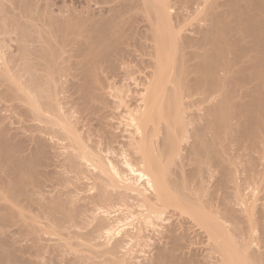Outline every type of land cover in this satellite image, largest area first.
<instances>
[{"label": "bare ground", "instance_id": "obj_1", "mask_svg": "<svg viewBox=\"0 0 264 264\" xmlns=\"http://www.w3.org/2000/svg\"><path fill=\"white\" fill-rule=\"evenodd\" d=\"M50 2L0 0V264H264V0Z\"/></svg>", "mask_w": 264, "mask_h": 264}, {"label": "rangeland", "instance_id": "obj_2", "mask_svg": "<svg viewBox=\"0 0 264 264\" xmlns=\"http://www.w3.org/2000/svg\"><path fill=\"white\" fill-rule=\"evenodd\" d=\"M51 1H53V2H50V5H51V6L48 4L49 6H47V7H51L50 9H51L52 11H54V12H55L56 10H58V11H62V10H65V9H67L68 11L71 10V12H72V10H73V12H74V11H78V12L80 11V12H82V11H84L85 9H88V8H86V7H87V4L90 5V7H89V10H90V9L93 7V5H102V4H103V6H101V7H104V6L106 7V4H105V3L108 2V1L105 2V0H104L103 3L101 4L102 0H99V1H97V2H96V0H95V3H93L94 1L92 0L91 3H87L89 0H88V1L85 0V2L87 3V4H86V3H84L83 0H80V1H79V0H65V1H64V0H58V1H57V0H51ZM80 2H82L81 4L84 3V6H86V7L84 8V6H82V5L80 4ZM89 2H90V1H89ZM99 2H100V4H99ZM6 3L9 4V2H6ZM51 3H52V4H51ZM77 3H78V4H77ZM92 3H93V4H92ZM96 3H97V4H96ZM76 4H77V5H76ZM104 4H105V5H104ZM52 5H54V6H52ZM91 5H92V7H91ZM107 5H108V4H107ZM61 6H62V7H61ZM70 7H71V8H70ZM81 7L84 8V9L82 10ZM98 7H100V6H98ZM98 7H97V8H98ZM101 7H100V8H101ZM94 8H96V6H94L91 10H93ZM100 8H99V9H100ZM69 9H70V10H69ZM77 9H78V10H77ZM95 10H96V9H95ZM95 10H94V11H95ZM97 10H98V9H97ZM97 10H96V11H97ZM58 11H56V12H58ZM85 11H86V10H85ZM59 13H60V12H59ZM59 13H56V14H59ZM10 42H11V43H9V41L6 42V47H5L6 49L4 48L3 50H7L8 52L2 50V52H4L5 55H2L3 53L0 52V56H1V57L4 58V57L7 55V53H9V51H11L10 48H11L12 50L14 49V48L11 47V46H14V47H15V45H14L15 42H14V43H12L13 41H10ZM7 43H9L8 45H10V44H13V45L8 46V47H9V48H8V47H7ZM7 48H8V49H7ZM6 52H7V53H6ZM131 83H132V82H131ZM14 119H17V118H14ZM89 181H91V180H89ZM89 181H88V182H89ZM49 183H50V182H49ZM49 183H48V184H49ZM87 189H88V188H87ZM87 189H84V191H82V190H77V193H78V194H82V193L84 194V192L87 191ZM92 192H93V191H92ZM92 192H91V191H87V193H92ZM50 229H52V228H50ZM50 229L47 230L46 233L43 232V236H44V238H45V237H46V238H49L50 236H55L56 233H54V231H53V230H50ZM52 231H53V234L51 233ZM119 234H121V233H119ZM117 235H118V234H117ZM17 236H18V235H15L14 237L17 239ZM48 236H49V237H48ZM55 237H56V236H55ZM59 237L62 238L63 236H59ZM52 238H53V237H52ZM25 244H27V243H25ZM25 244L23 243V246H26ZM29 244H31V243H28L27 245H29ZM84 244H85V243H84ZM152 244H153V243H151L150 241H149V243H143V245H142L141 247L138 248V251L140 252V253L138 254L139 257H141V255H145V254H148V255H149V253H147V252H149V250H150L149 247H151V246H149V245H152ZM86 245H88V244H86ZM193 245H194V247L196 246L195 248H198V247H200L201 245L204 246L205 243H203V244H202V243H193ZM18 246H19V245H18ZM197 246H198V247H197ZM202 246H201V247H202ZM50 253H51V252H50ZM50 253H49L48 255H50ZM143 253H145V254H143ZM20 254H21V253H19V255H20ZM45 254H46V256H48V255H47V252H46ZM62 254H63V253H61V255H62ZM23 255H25V254L23 253ZM27 256H28V255H26L25 257H27ZM46 256H43V253H42V257H41V256H40V257H41V258H44V257H46ZM50 256H51V258L53 259V257H52V253H51ZM50 256H48L49 258L47 257L46 259H40V260H41V261L43 260L44 263L46 262L45 260H47V262H48V261L50 260ZM69 256H70V255H69ZM145 256H146V255H145ZM146 257H147V256H146ZM57 259H58V261H60L59 259L62 260L63 257H62V258H61V257H58V258H56V260H57ZM141 259H142V258H141ZM141 259H140V258L134 259V260H132V263L134 262V264H135V263H136V264H144V262H142ZM32 262H34L33 259H32ZM60 262L64 264V262H62V261H60ZM61 263H60V264H61Z\"/></svg>", "mask_w": 264, "mask_h": 264}]
</instances>
